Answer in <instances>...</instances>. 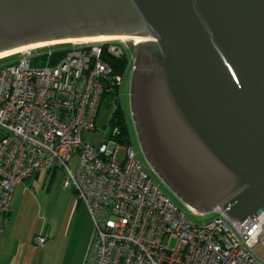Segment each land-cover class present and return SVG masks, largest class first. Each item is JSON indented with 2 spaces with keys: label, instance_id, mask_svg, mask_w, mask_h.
Wrapping results in <instances>:
<instances>
[{
  "label": "water",
  "instance_id": "1",
  "mask_svg": "<svg viewBox=\"0 0 264 264\" xmlns=\"http://www.w3.org/2000/svg\"><path fill=\"white\" fill-rule=\"evenodd\" d=\"M133 43L142 154L192 212L264 209V0H0V52L81 37Z\"/></svg>",
  "mask_w": 264,
  "mask_h": 264
},
{
  "label": "built area",
  "instance_id": "2",
  "mask_svg": "<svg viewBox=\"0 0 264 264\" xmlns=\"http://www.w3.org/2000/svg\"><path fill=\"white\" fill-rule=\"evenodd\" d=\"M51 46L0 67V214L16 184L61 168L62 185L74 190L93 224L86 264H264L254 254L264 243V209L239 223L216 208L197 225L153 181L131 143L115 138L118 129L99 144L83 140V131H95L104 92L121 82L108 59L133 56L126 40L72 43L57 59Z\"/></svg>",
  "mask_w": 264,
  "mask_h": 264
},
{
  "label": "crops",
  "instance_id": "3",
  "mask_svg": "<svg viewBox=\"0 0 264 264\" xmlns=\"http://www.w3.org/2000/svg\"><path fill=\"white\" fill-rule=\"evenodd\" d=\"M58 169L15 185L8 212L0 214V264H86L93 224ZM39 234L46 236L41 245L34 241Z\"/></svg>",
  "mask_w": 264,
  "mask_h": 264
},
{
  "label": "rangeland",
  "instance_id": "4",
  "mask_svg": "<svg viewBox=\"0 0 264 264\" xmlns=\"http://www.w3.org/2000/svg\"><path fill=\"white\" fill-rule=\"evenodd\" d=\"M127 45L129 46L130 50L133 52V46H131L132 41L126 40ZM55 45V44H54ZM50 47V45L46 46ZM43 48V47H42ZM17 54V53H16ZM133 54V53H132ZM21 55H14L9 58L0 59V67L4 65H8L18 59ZM134 57V56H132ZM132 63L130 62V65H128V69L125 71L124 75L122 76V80L119 85V100L120 104L124 110L126 121L129 128V134H130V142L131 146L133 148V151L136 155L137 160L141 163L143 168L146 170V172L150 175V177L153 179V181L159 186V188L162 190V192L167 195L176 205L177 207L186 215L187 218L191 220V222L200 225L211 218L214 217L215 213L210 212L206 214H197L192 212L187 206H185L184 203H182L157 177V175L151 170V168L148 166L141 148L138 143V139L134 130L133 122L131 119L130 114V104H129V84H130V77H131V71H132ZM110 101L108 99H104L99 111L98 116L95 121V131H83L82 132V138L85 141H89L93 144H99L100 142L107 141L110 132L112 131L113 127L111 125L110 119H111V112L112 107L109 105ZM0 133L1 130H0ZM123 152L120 151L118 154L117 160H120L122 158ZM79 161V155L76 150L73 151L71 154L67 166L72 171L75 172L78 166ZM59 177L63 180L66 176V172L64 169L59 168L58 169ZM70 189V187L68 188ZM254 254L256 258L264 263V243H257L254 245Z\"/></svg>",
  "mask_w": 264,
  "mask_h": 264
},
{
  "label": "trees",
  "instance_id": "5",
  "mask_svg": "<svg viewBox=\"0 0 264 264\" xmlns=\"http://www.w3.org/2000/svg\"><path fill=\"white\" fill-rule=\"evenodd\" d=\"M71 44H72L71 42H64V43H58V44L51 46L52 48L55 49L53 58L54 59L59 58V56L61 55V52L67 49L69 46H71ZM40 50H46V46L41 48ZM14 55H18V54H13L5 58H9ZM5 58H2V59H5ZM128 62H129L128 55H124L122 57L111 56V58L108 59V63L111 65V68H112V74L114 75L122 76L127 67ZM118 95H119V85H115L113 88H110L104 92L102 99L103 100L108 99L110 101L109 105L112 107L110 122H111L113 129L119 130V135H115V138L121 143L128 145L131 143L129 128H128V124L126 121L124 110L122 109L120 102L119 101L117 102ZM113 100L116 101L117 103L112 104Z\"/></svg>",
  "mask_w": 264,
  "mask_h": 264
},
{
  "label": "bare ground",
  "instance_id": "6",
  "mask_svg": "<svg viewBox=\"0 0 264 264\" xmlns=\"http://www.w3.org/2000/svg\"><path fill=\"white\" fill-rule=\"evenodd\" d=\"M112 39H121V40H131L133 43L137 41H143L146 39L144 36H128V35H120V36H109V35H100L95 37H81L77 39H68L64 41H51V42H38V43H32L24 46H19L16 48H12L9 50H4L0 52V58H5L7 56H11L13 54H18L21 52H24L26 50H32V49H38L42 48L48 45H54L58 43H64V42H71V43H86V42H93V41H103V40H112Z\"/></svg>",
  "mask_w": 264,
  "mask_h": 264
},
{
  "label": "flooded vegetation",
  "instance_id": "7",
  "mask_svg": "<svg viewBox=\"0 0 264 264\" xmlns=\"http://www.w3.org/2000/svg\"><path fill=\"white\" fill-rule=\"evenodd\" d=\"M131 45L133 46V42L131 43ZM131 61H133V57L129 59V62H128V64H127V67H126L125 71L128 69V65H130V62H131ZM125 71H124V73H125ZM124 73H123V75H124ZM123 75H122V76H123ZM121 80H122V78H121ZM117 98H118L117 102H118V101L120 102V100H119V95H118ZM117 102L115 101V104H116ZM121 107H122V106H121ZM122 109H123V108H122Z\"/></svg>",
  "mask_w": 264,
  "mask_h": 264
}]
</instances>
